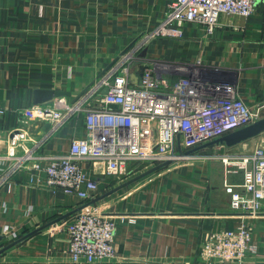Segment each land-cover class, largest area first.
<instances>
[{"label":"crops","instance_id":"1","mask_svg":"<svg viewBox=\"0 0 264 264\" xmlns=\"http://www.w3.org/2000/svg\"><path fill=\"white\" fill-rule=\"evenodd\" d=\"M172 1L0 0V105L6 110L0 119V156L24 153L12 148L9 137L23 124V111L36 104L37 88L63 90L70 93L63 97L76 99L137 38L159 25ZM182 30V38L155 39L141 55L170 67L163 71L169 79L184 70L174 64L215 70L237 86L252 108L264 104L262 0L250 16L222 14L213 33L189 22ZM26 127V147L44 157L68 152L72 140L87 132L82 113L57 130L41 119ZM258 146L264 147V133L232 147L211 145L193 152L198 157L170 162L92 203L117 226L116 256L94 261L74 260L68 234L60 228L83 201L49 185L46 172L30 161L0 186V249L7 246L0 264H209L200 256L206 240L243 222L256 245L246 260L264 264V205L256 215L231 210L224 181L241 182L243 174L227 175L221 159ZM11 163L0 158V171L5 174ZM80 165L98 182L96 197L153 167L142 166L119 181L102 162L82 160Z\"/></svg>","mask_w":264,"mask_h":264},{"label":"built area","instance_id":"2","mask_svg":"<svg viewBox=\"0 0 264 264\" xmlns=\"http://www.w3.org/2000/svg\"><path fill=\"white\" fill-rule=\"evenodd\" d=\"M258 1L173 0L159 25L137 38L76 99L55 97L23 111V124L12 129L9 144L24 149V153L0 156L12 161L5 174L0 171V186L9 174L33 161V167L46 172L49 185L80 197L83 206L60 224L68 234L69 253L74 260L94 261L117 254L116 222L89 203L96 197L98 182L87 175L80 161L102 162L110 177L124 180L142 166L198 157L185 151L263 115L264 104L252 108L237 86L215 70L174 64V68L184 70L178 78L169 79L161 71L162 62L141 55L155 39L182 38L185 22L200 24L213 33L222 14L250 16ZM5 113L0 105V119ZM80 113L85 115L86 136L74 138L68 152L44 157L26 147L30 120L50 121L57 130ZM221 157L227 175L243 174L241 182L224 181L231 210L259 214L264 205V147ZM44 158L49 159L48 165L42 164ZM254 252L250 227L243 222L237 229L212 234L200 256L209 264L215 260L248 264L246 257Z\"/></svg>","mask_w":264,"mask_h":264},{"label":"water","instance_id":"3","mask_svg":"<svg viewBox=\"0 0 264 264\" xmlns=\"http://www.w3.org/2000/svg\"><path fill=\"white\" fill-rule=\"evenodd\" d=\"M143 53H145V51ZM169 68L170 67L165 68L164 66H162L161 71L163 72L164 70H168ZM141 75H142V73H140V76ZM105 92H107V90H105ZM63 95H70V93L65 92L63 90L37 88L34 92V102L36 104H47V103L51 102L55 97H60ZM263 133H264V113L259 119L255 120L251 124L244 126L242 128L236 129L234 131L228 132L219 138H216L214 140H211L209 142L201 144V145L194 147V148H192L186 152L187 153L197 152L201 149H204V148L209 147V146L214 145V144H224V145H227L229 147H232V146H235L241 142H244V141L252 139L258 135H261ZM169 163H170V161H166V162L156 164L155 166L146 170L145 172H142L141 174H139V175L127 180L126 182L112 188L111 190L105 192L104 194H101L100 196L95 197L94 199L90 200L89 203L92 204L96 201H99L100 199L104 198L105 196L110 195L111 193L121 189L122 187H125V186L131 184L132 182H134V181L158 170L159 168H161V167H163ZM18 241H16V242H18ZM16 242H14V243H16ZM6 248H7V246L5 248H1L0 253L2 251H4Z\"/></svg>","mask_w":264,"mask_h":264}]
</instances>
